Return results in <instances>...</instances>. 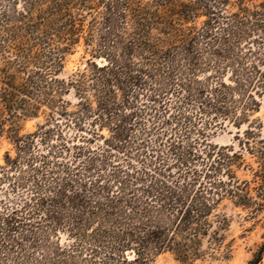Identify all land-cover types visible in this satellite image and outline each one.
Returning <instances> with one entry per match:
<instances>
[{
  "label": "trees",
  "instance_id": "obj_1",
  "mask_svg": "<svg viewBox=\"0 0 264 264\" xmlns=\"http://www.w3.org/2000/svg\"><path fill=\"white\" fill-rule=\"evenodd\" d=\"M80 45L68 111L56 76ZM262 105L264 0H0V264H196L223 244L222 200L249 201L241 153L212 138Z\"/></svg>",
  "mask_w": 264,
  "mask_h": 264
},
{
  "label": "rangeland",
  "instance_id": "obj_2",
  "mask_svg": "<svg viewBox=\"0 0 264 264\" xmlns=\"http://www.w3.org/2000/svg\"><path fill=\"white\" fill-rule=\"evenodd\" d=\"M89 58L82 45L76 47L73 52L65 56L63 67L56 76L64 83L62 99L68 103L66 105L68 111L74 110L77 99L74 91L67 84L86 68ZM95 61L99 62V60ZM49 114L51 112L48 108L41 107L36 117L26 118L19 122L18 134L21 136L34 132L38 126L46 123ZM252 129L258 134L244 136L246 130ZM66 131L70 134L72 130ZM102 133L107 135L106 130ZM240 139L243 142H249V145L258 152L252 154L240 144ZM212 142L218 146H233L234 151L241 153L240 166L235 168V174L238 180L250 183V189L247 191L249 201L243 206L235 204L234 199L224 198L222 200L218 210L213 213L212 219L216 220L221 216L226 218L227 225L224 230L220 231L223 235V244L218 250L211 249L208 238H206L201 247L204 252L203 259L198 260L196 264H246L262 241L261 237L264 234V198L259 196L256 183L253 182L254 173L263 170L261 166L264 162V155H259V150L264 151V105L250 117L248 124H243L239 128L227 124L225 129L213 136ZM5 152H10L11 156H14L13 141L6 134L0 139V165L3 164ZM152 264L180 263L174 254L164 252L157 256Z\"/></svg>",
  "mask_w": 264,
  "mask_h": 264
}]
</instances>
